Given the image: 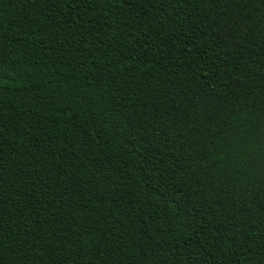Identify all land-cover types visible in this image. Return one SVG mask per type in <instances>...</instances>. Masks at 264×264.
<instances>
[{
	"label": "trees",
	"instance_id": "trees-1",
	"mask_svg": "<svg viewBox=\"0 0 264 264\" xmlns=\"http://www.w3.org/2000/svg\"><path fill=\"white\" fill-rule=\"evenodd\" d=\"M0 264H264V0H0Z\"/></svg>",
	"mask_w": 264,
	"mask_h": 264
}]
</instances>
